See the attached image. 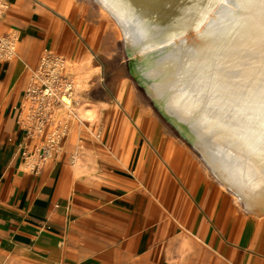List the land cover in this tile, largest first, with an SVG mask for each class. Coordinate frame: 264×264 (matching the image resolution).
<instances>
[{"label":"crops","instance_id":"1","mask_svg":"<svg viewBox=\"0 0 264 264\" xmlns=\"http://www.w3.org/2000/svg\"><path fill=\"white\" fill-rule=\"evenodd\" d=\"M5 1L0 36L14 30L19 47L15 58H0V264H224L216 238L212 251L194 240L189 255L191 236L208 240L206 219L173 179L159 185L163 168L149 147L118 135L126 125L93 136L72 123L53 144L52 125L26 127L21 117L32 74L70 36L41 0ZM43 148L52 150L45 160ZM229 258L264 263L238 248Z\"/></svg>","mask_w":264,"mask_h":264},{"label":"bare ground","instance_id":"2","mask_svg":"<svg viewBox=\"0 0 264 264\" xmlns=\"http://www.w3.org/2000/svg\"><path fill=\"white\" fill-rule=\"evenodd\" d=\"M93 2L118 25L131 76L158 113L242 212L263 219L264 16L237 13L209 28L216 16L206 0Z\"/></svg>","mask_w":264,"mask_h":264},{"label":"rangeland","instance_id":"3","mask_svg":"<svg viewBox=\"0 0 264 264\" xmlns=\"http://www.w3.org/2000/svg\"><path fill=\"white\" fill-rule=\"evenodd\" d=\"M41 1L47 11H57L70 36L68 41L60 40L51 52L55 58H63L64 72L75 87L72 109L56 108L51 133L61 134L66 130L64 127L70 128L72 123L74 128L93 136L101 127L110 126L116 132L117 124L126 125L128 130L121 129L118 135L142 139L149 147V152L163 168L159 185L166 186L168 179H173L183 191L185 201L193 208L200 207L206 219L208 240L191 236L193 241L212 251L216 238L223 247L224 264H231L229 255L235 248L242 254L250 253L264 260V218L242 212L234 196L218 185L199 153L158 113L131 76L124 39L114 19L93 0ZM9 5L0 0V17ZM9 32L10 37H15L14 30ZM18 47L19 42L13 58ZM144 166L146 175L148 163ZM182 212L183 216L188 214L186 209H181V215ZM188 234H192L191 231ZM194 245L195 241L188 246L189 255L193 254Z\"/></svg>","mask_w":264,"mask_h":264},{"label":"built area","instance_id":"4","mask_svg":"<svg viewBox=\"0 0 264 264\" xmlns=\"http://www.w3.org/2000/svg\"><path fill=\"white\" fill-rule=\"evenodd\" d=\"M16 46V37L0 36V58L13 57ZM64 70L63 58H55L50 52L43 55L25 94L24 113L21 120L26 127L32 129L36 127L38 131L50 127L56 108L64 106V97L74 95V82L71 77L65 74ZM58 135L51 133L48 142L53 144ZM50 156L49 148H43L40 151V159L45 160Z\"/></svg>","mask_w":264,"mask_h":264},{"label":"snow or ice","instance_id":"5","mask_svg":"<svg viewBox=\"0 0 264 264\" xmlns=\"http://www.w3.org/2000/svg\"><path fill=\"white\" fill-rule=\"evenodd\" d=\"M100 2L106 5L117 6L126 4L127 0H100ZM206 2L214 8L216 16V20L209 23V28L214 27L216 21H219L221 18L227 20L229 24H232L233 21H238L242 17H238L237 13L264 16V0H206ZM261 108L264 109V103L261 104ZM260 127L264 128V120L261 121Z\"/></svg>","mask_w":264,"mask_h":264}]
</instances>
